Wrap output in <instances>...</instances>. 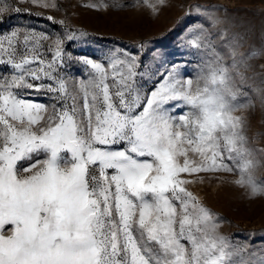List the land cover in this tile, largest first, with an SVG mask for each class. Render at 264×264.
<instances>
[{
  "label": "snow or ice",
  "instance_id": "snow-or-ice-1",
  "mask_svg": "<svg viewBox=\"0 0 264 264\" xmlns=\"http://www.w3.org/2000/svg\"><path fill=\"white\" fill-rule=\"evenodd\" d=\"M145 3L158 13L166 0ZM9 10L0 5V19ZM197 29L187 41L200 61L194 78L192 61L156 67L120 48L74 58L65 44L76 31L0 33V264H264L246 260L187 187L189 177L235 168L236 184L264 192L235 114L251 106L240 100L264 46L240 51L244 36L225 30L224 54ZM73 63L81 76L69 75Z\"/></svg>",
  "mask_w": 264,
  "mask_h": 264
},
{
  "label": "rangeland",
  "instance_id": "rangeland-1",
  "mask_svg": "<svg viewBox=\"0 0 264 264\" xmlns=\"http://www.w3.org/2000/svg\"><path fill=\"white\" fill-rule=\"evenodd\" d=\"M148 2L156 3V0ZM5 3L10 10L0 19V33L25 27L53 35L76 31L78 38L65 44L66 51L74 58H99L102 52L120 48L139 55L143 63H152L156 67L170 68L172 63L192 61L188 68L193 78L200 61L191 54L196 50L190 48L187 41L200 36L198 29L189 31L196 25H203L212 33L217 51L224 54L227 49L222 48L224 41L220 34L225 30L228 39L235 33L244 36L240 51L247 53L264 46V0H166L165 6L157 4L158 13L153 12L145 0H55V8L34 5L26 0H0V5ZM88 4L107 7H86ZM17 7L21 11H14ZM204 13L214 14L223 23L214 26L213 20ZM49 16L56 22L49 20ZM61 20L64 24L59 23ZM80 32L85 35L80 36ZM250 63L257 74L249 71L251 79L243 88L248 97L242 98L240 103L250 101L251 106L241 108L235 114L245 117L247 147L251 149L249 158L256 164L252 174L258 183L264 184V91H255L264 90V73L259 72L260 65L264 64V54L257 55ZM80 68L73 63L69 75L81 76ZM157 82L154 79L151 83L145 82L144 86L150 91ZM35 98L49 103L44 95ZM199 176L203 177V182L196 176L189 177L196 180L187 185L189 190L218 215L220 234L232 245L246 249V260L258 261L264 256V192L252 196L249 187L236 184L241 173L235 168L232 172L200 173Z\"/></svg>",
  "mask_w": 264,
  "mask_h": 264
}]
</instances>
